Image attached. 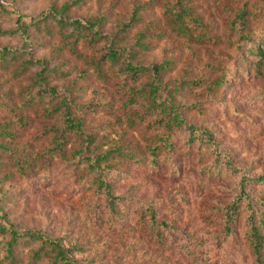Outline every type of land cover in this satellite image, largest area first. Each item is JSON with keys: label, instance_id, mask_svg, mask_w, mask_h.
I'll list each match as a JSON object with an SVG mask.
<instances>
[{"label": "rangeland", "instance_id": "rangeland-1", "mask_svg": "<svg viewBox=\"0 0 264 264\" xmlns=\"http://www.w3.org/2000/svg\"><path fill=\"white\" fill-rule=\"evenodd\" d=\"M74 20L119 38L133 62L163 63L158 97L149 73L96 67L108 43L73 45ZM38 72L55 97L35 93ZM62 97L81 132L64 129ZM162 100L215 147L167 133ZM93 154L107 159L91 168ZM97 172L123 197L115 213ZM243 172L264 174V0H0V222L19 229L12 256L0 233V264H256L247 215L264 209V182L225 215Z\"/></svg>", "mask_w": 264, "mask_h": 264}, {"label": "trees", "instance_id": "trees-1", "mask_svg": "<svg viewBox=\"0 0 264 264\" xmlns=\"http://www.w3.org/2000/svg\"><path fill=\"white\" fill-rule=\"evenodd\" d=\"M51 19L43 21V25H47ZM18 22H21L20 18H17ZM71 26L77 31V36L75 39V43L77 44L81 41L79 35H83L82 43L84 45H88L93 47L94 44L99 43L101 41H106L108 43V47L95 59V66L99 67L101 64H107L109 68H111L118 75H122L126 79H131L132 81H137L144 74H150L153 79L149 83H153V87L151 93L154 95V98L158 97V87L157 83L159 77L162 75L164 71L163 63L157 64L153 63L151 65H145L141 63H136L127 58V54L125 52V48L122 46L120 39H116L113 36L108 37V35L103 34L100 30L94 29L92 26L82 24L78 20L71 21ZM61 25H66V22H61ZM131 23H126L123 26H130ZM6 53V51H5ZM255 55L261 57L263 51L260 46H256L254 49ZM30 58L28 59V61ZM48 73L41 72L35 73L34 82L37 84V88L35 89V93H38L39 97L43 96H51L55 97L57 95L56 89L54 86H50L47 82ZM35 97L27 99V102H31ZM59 107L61 109V114L64 122V129L69 133H79L81 132L80 123L71 116L70 112V101L67 97H62L59 100ZM181 104L175 103H167L165 100L158 102L156 107L159 108L158 113L160 114L162 121L166 125V132L172 131L174 128L184 127L188 132V140L190 142L198 139L201 143H207L210 146H214V140L212 137V131L208 128H198L193 124L187 123L182 114H181ZM63 109V110H62ZM63 135L54 134V146L60 148L64 145ZM159 143H168V138H165L164 135L158 136ZM164 146V145H163ZM162 147L161 144L155 146L156 150ZM215 147V146H214ZM155 154V151L153 152ZM84 162L87 163L91 168H95L100 166V162L102 160L107 159V154H96L93 155H85L83 156ZM227 162V161H226ZM229 170L232 172H240L239 168H236L232 164L225 163ZM94 181L96 182V189L101 190L105 196L107 204L110 208V211L115 213L117 211L116 204L119 199H122V196H117L113 192L112 181L107 180L102 172H97L95 175ZM240 186L238 196L235 197V201L230 204L225 212L226 218L228 221H234L236 215L238 213L237 205L241 200H246L247 203H251L250 196L247 193V185L253 182H264V174H259L257 176H250L247 173L243 172L240 178ZM250 208V212L247 215V220L249 222V232H248V240L250 242V246L255 257L256 264H264V209H254L252 205L248 206ZM0 217L3 219H7V212L0 206ZM151 220L155 222L154 215H150ZM10 232V239L6 242L7 250L6 253L8 256L13 255V248L15 242L19 238V229L15 228L13 225L6 226L2 222H0V233ZM36 232V231H29ZM30 237H35L34 233L29 234ZM41 237V236H39ZM46 244H51L49 240H44ZM54 249L57 250L56 256L66 257V252L63 248L58 246L57 244H51Z\"/></svg>", "mask_w": 264, "mask_h": 264}]
</instances>
